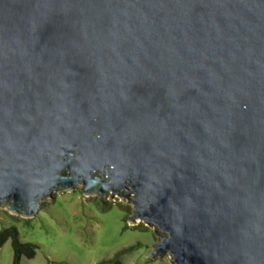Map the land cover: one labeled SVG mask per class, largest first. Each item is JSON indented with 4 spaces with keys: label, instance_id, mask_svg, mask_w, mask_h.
I'll use <instances>...</instances> for the list:
<instances>
[{
    "label": "water",
    "instance_id": "95a60500",
    "mask_svg": "<svg viewBox=\"0 0 264 264\" xmlns=\"http://www.w3.org/2000/svg\"><path fill=\"white\" fill-rule=\"evenodd\" d=\"M126 198L174 264H264V0H0V208Z\"/></svg>",
    "mask_w": 264,
    "mask_h": 264
},
{
    "label": "rangeland",
    "instance_id": "374dc122",
    "mask_svg": "<svg viewBox=\"0 0 264 264\" xmlns=\"http://www.w3.org/2000/svg\"><path fill=\"white\" fill-rule=\"evenodd\" d=\"M80 188L53 192L31 218L0 208V230L14 226L21 242L36 246L34 256L19 264H174L168 253L149 257L162 234L139 218L131 222L126 198L88 197ZM12 254L7 240L0 264H13Z\"/></svg>",
    "mask_w": 264,
    "mask_h": 264
},
{
    "label": "trees",
    "instance_id": "16d2710c",
    "mask_svg": "<svg viewBox=\"0 0 264 264\" xmlns=\"http://www.w3.org/2000/svg\"><path fill=\"white\" fill-rule=\"evenodd\" d=\"M7 240L10 241V245L13 253L12 254L13 264H19V260L21 257H25L29 259L34 256L36 246L31 243L21 242L18 239V232L14 226H9L0 230V247ZM101 264H112V263L107 262Z\"/></svg>",
    "mask_w": 264,
    "mask_h": 264
}]
</instances>
